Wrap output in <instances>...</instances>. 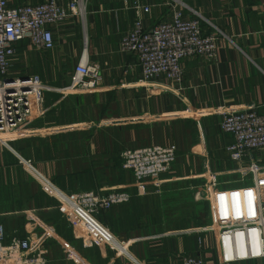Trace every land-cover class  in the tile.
<instances>
[{
	"label": "crops",
	"instance_id": "0c3cea01",
	"mask_svg": "<svg viewBox=\"0 0 264 264\" xmlns=\"http://www.w3.org/2000/svg\"><path fill=\"white\" fill-rule=\"evenodd\" d=\"M43 1L8 3L21 7ZM127 1L90 0L85 30L79 17H71L51 27L52 50L35 51L24 40L11 59L14 76L38 75L55 88L70 84L85 48L89 62L102 72L95 93H46L26 138L0 147V222L34 248H47L48 264H92L94 258L99 264H181L195 251V238L191 244L182 236L134 240L181 229H172L173 203L182 205L183 197L187 202V189L205 170L218 174L222 189L242 186L250 177L248 163L233 162L226 152L233 138L221 131V117L200 111L243 106L264 113V0H178L204 19L206 32L224 34L216 62H182L181 86L165 78L141 82L136 59L120 51L135 20ZM169 1L142 0L150 7L146 26L171 19ZM68 127L73 129L51 132ZM172 144L179 148L173 169L161 176L159 188L149 185L147 194L139 195L120 153ZM257 158L264 165V150ZM44 180L69 195L94 189L129 193V202L100 217L119 245L84 250L59 201L44 190Z\"/></svg>",
	"mask_w": 264,
	"mask_h": 264
},
{
	"label": "built area",
	"instance_id": "2783aa9c",
	"mask_svg": "<svg viewBox=\"0 0 264 264\" xmlns=\"http://www.w3.org/2000/svg\"><path fill=\"white\" fill-rule=\"evenodd\" d=\"M89 1L67 0L66 5H62L60 0H45L35 5L11 7L8 0H0V147L6 148L13 141L26 138L28 126L41 114L46 93L66 97L100 90L102 72L99 65L89 62L86 48L84 58L65 88L46 84L38 75L17 77L12 73L11 59L18 54L20 42L29 40L35 51L52 50L51 27L74 16L81 19L85 30ZM125 5L134 12L135 20L121 39L120 51L136 59L141 68V82L165 78L181 86L185 77L182 65L185 59L201 58L207 63L217 61L224 34L206 32L204 19L178 0L167 3L171 9L169 21L149 27L144 19V15L150 13L149 6L143 5L142 0L127 1ZM203 112L221 117V131L233 138L226 152L231 161L248 163L246 173L250 175L249 180H242V186L222 189L218 174L205 170L200 175L203 184L197 188V194L199 191L208 201L213 224L172 230L134 242L193 235L196 249L181 264H258L264 261V165L257 158V153L264 150V113L243 106L210 108L200 114ZM71 129L51 131L59 133ZM178 152L175 144L151 145L124 149L120 157L123 168L134 174L138 194L144 196L149 185L158 188L162 185L161 176L173 169ZM42 186L47 194L57 198L68 227L84 249L106 245L116 247L117 243L99 216L116 205L129 202V193L118 189H94L69 195L60 192L47 180ZM3 215L0 208V218ZM210 253L212 255H208ZM48 262L47 248H34L29 240L9 234L0 222V264Z\"/></svg>",
	"mask_w": 264,
	"mask_h": 264
},
{
	"label": "rangeland",
	"instance_id": "374dc122",
	"mask_svg": "<svg viewBox=\"0 0 264 264\" xmlns=\"http://www.w3.org/2000/svg\"><path fill=\"white\" fill-rule=\"evenodd\" d=\"M14 71L15 69L12 70L13 73ZM194 180H195L194 182L195 184L187 189L188 192L187 202H185L184 199L185 197H183L182 205H179L178 201H174L173 203L174 210H173V219L171 224L172 229L181 228L182 230H185L206 224L207 225L213 224L211 217V210L208 201L206 200L205 196L199 194V191L197 194V188H199L203 184V179L196 178ZM100 217L101 215L99 216V220ZM209 237L211 239L212 236L210 235ZM188 239H190V244H191L192 240H194V236L191 235L190 237H188ZM190 247H192V245ZM208 255H212V254L210 253ZM91 263L99 264L98 260L95 258L91 260ZM82 264H85V261ZM101 264H106V262Z\"/></svg>",
	"mask_w": 264,
	"mask_h": 264
},
{
	"label": "trees",
	"instance_id": "16d2710c",
	"mask_svg": "<svg viewBox=\"0 0 264 264\" xmlns=\"http://www.w3.org/2000/svg\"><path fill=\"white\" fill-rule=\"evenodd\" d=\"M120 154H121V153H120ZM102 214H103V213H102ZM102 214H101V215H102ZM84 250H87V249H84ZM88 250H92V249H88Z\"/></svg>",
	"mask_w": 264,
	"mask_h": 264
}]
</instances>
